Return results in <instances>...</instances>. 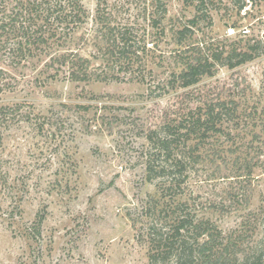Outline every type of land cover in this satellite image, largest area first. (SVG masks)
Here are the masks:
<instances>
[{"label": "rangeland", "instance_id": "obj_1", "mask_svg": "<svg viewBox=\"0 0 264 264\" xmlns=\"http://www.w3.org/2000/svg\"><path fill=\"white\" fill-rule=\"evenodd\" d=\"M203 2L201 11L212 21H203L197 35L235 39L246 31L264 40V0ZM98 3L83 0L89 24L78 48L73 47L97 66L93 18ZM243 3L246 7L239 12ZM193 5L185 0L102 4L113 25L129 24L137 37V64L115 71L123 82L71 83L63 77L54 82L41 73L47 56L34 58L18 71L8 59L1 61L0 68L11 71L12 85L0 96V105L22 104L21 113L29 120L9 121L2 128L0 159L7 182L0 184V264H150L146 211L159 193L157 181L146 179V132L166 113L217 100L240 105V136L237 129L233 136L210 142L200 162L191 166L181 199L225 234L257 238L264 167L254 166L247 179L234 163L243 157L258 161L248 134L249 129L257 130L246 127L242 111L264 108V57L235 70L221 68L193 88L158 96L159 81L179 70L173 33L193 19ZM152 17L161 20L167 36L157 47L148 46L155 91L150 96L144 40ZM38 215L45 217L39 235L33 230Z\"/></svg>", "mask_w": 264, "mask_h": 264}, {"label": "trees", "instance_id": "obj_2", "mask_svg": "<svg viewBox=\"0 0 264 264\" xmlns=\"http://www.w3.org/2000/svg\"><path fill=\"white\" fill-rule=\"evenodd\" d=\"M185 1L194 4L197 13L182 29L173 33L178 47L175 58L179 70L159 81L160 97L193 88L204 78L215 77L221 68L235 70L264 57V40L250 36L246 31L235 39L211 40L197 35L200 24L208 18L212 21V18L208 12L201 11L203 0ZM98 2L93 18L97 27L93 59L100 62L98 66L73 49L77 41H82V34L89 24L90 15L83 0H0V63L8 59L11 68L18 71L28 68L34 58L47 56L49 60L41 73L54 82L62 77L71 83L123 82L125 79L118 77L115 71L128 70L139 59L134 50L137 44L134 27L113 25L112 16L102 8L107 0ZM245 7L244 3L240 5L239 12ZM149 28L143 40L146 44V85L152 96L155 91L151 80L154 77L148 70L152 49L148 46L157 47L167 36V31L155 17L151 18ZM10 73L0 68V96L5 97L11 89ZM140 82L145 83V79ZM21 106L0 105V151L4 144L2 128L9 121L17 123L26 118L21 113ZM239 108L235 100L204 102L187 111L162 115L160 123L146 132V179L157 181L159 193V198H153L146 211L150 221V264H264V208L255 221L257 238L253 234L235 236L225 234L216 223L200 216L181 199L191 166L200 162L202 151L212 144L210 142L233 136L237 129L240 136ZM242 112L246 127L257 130L249 129L248 134L251 136L250 149L258 151V161L253 163L252 159L243 157L242 161L235 160L234 165L242 176L250 179L254 166L261 163L260 167H264V108L254 107ZM2 165L0 159V184L5 185L7 177L2 173ZM44 220V216L38 215L33 227L35 234H40Z\"/></svg>", "mask_w": 264, "mask_h": 264}]
</instances>
